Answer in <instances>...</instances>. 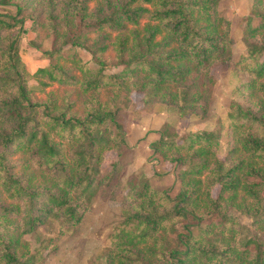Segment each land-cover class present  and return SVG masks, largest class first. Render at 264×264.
Wrapping results in <instances>:
<instances>
[{"label": "trees", "instance_id": "obj_1", "mask_svg": "<svg viewBox=\"0 0 264 264\" xmlns=\"http://www.w3.org/2000/svg\"><path fill=\"white\" fill-rule=\"evenodd\" d=\"M91 1L0 0V264H34L106 187L120 214L89 264H264V0L241 20L237 59L223 0ZM25 18L35 39H50L33 72L18 50ZM217 64L247 78L238 88L248 99L227 110L228 151L222 124L179 135L165 122L149 148L171 165L176 189L160 174L121 180L120 160L106 163L126 152L131 95L180 118L204 113ZM52 85L59 96L36 98ZM48 222L56 234L32 240Z\"/></svg>", "mask_w": 264, "mask_h": 264}, {"label": "rangeland", "instance_id": "obj_2", "mask_svg": "<svg viewBox=\"0 0 264 264\" xmlns=\"http://www.w3.org/2000/svg\"><path fill=\"white\" fill-rule=\"evenodd\" d=\"M95 1H91L90 8L94 6ZM250 7L251 0H223L218 7V10L223 12L231 22V35L234 40L232 54L235 59L244 54L245 51L241 41V20L248 16ZM24 20L18 35V50L21 60L33 72L46 65L47 60L44 52L49 50L50 39L45 38L43 41H39L43 37V33H40L35 39L36 33L32 30L31 20L28 18ZM139 29L141 28L139 27ZM34 40H36L34 44L39 47L38 49L31 47ZM81 54L83 58H87L85 53ZM211 75L213 83L209 86L208 105L204 113L196 109L189 112L184 118H180L170 107L160 103L150 107L144 106L141 94L133 93L131 95V106L127 110L129 117L125 135L126 152L121 158H118L116 153H111L109 155L111 159L106 163L120 160L123 167L122 175H120L121 180H126L128 176L135 173H139L143 178L150 177L152 174H160L163 175L159 181L160 185L171 186L172 189H176L170 174L171 165L153 155L149 148L150 143L156 138L155 131L165 122L171 123L179 135L213 130L218 124H222L224 131L220 139L219 152L223 155L228 151L227 110L232 101L243 104L248 99L247 91L242 89L241 93L238 88L241 80L246 82L247 78L244 74L236 73L231 66L221 64L213 66ZM49 93L59 96L61 89L57 85H52L45 92H37L35 96L38 100L43 101ZM72 98L76 101L77 107L80 108V97L73 95ZM12 159L15 162H22L19 156ZM30 165H27V172L32 171V165ZM119 214L120 203L111 194V187H106L103 191L98 190L75 233L52 240V248L41 250L34 264H89L92 258L104 250L110 229L115 225ZM240 221L248 227L249 221L247 219L241 217ZM56 232L57 227L48 222L39 227L31 239L36 238L40 242H47L48 238L53 237Z\"/></svg>", "mask_w": 264, "mask_h": 264}]
</instances>
